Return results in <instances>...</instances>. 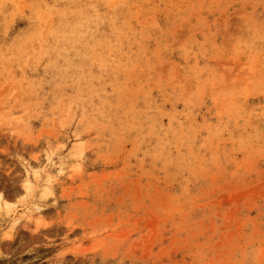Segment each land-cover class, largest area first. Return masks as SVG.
<instances>
[{
    "label": "rangeland",
    "instance_id": "rangeland-1",
    "mask_svg": "<svg viewBox=\"0 0 264 264\" xmlns=\"http://www.w3.org/2000/svg\"><path fill=\"white\" fill-rule=\"evenodd\" d=\"M0 198V264H264V0H0Z\"/></svg>",
    "mask_w": 264,
    "mask_h": 264
},
{
    "label": "bare ground",
    "instance_id": "bare-ground-1",
    "mask_svg": "<svg viewBox=\"0 0 264 264\" xmlns=\"http://www.w3.org/2000/svg\"><path fill=\"white\" fill-rule=\"evenodd\" d=\"M46 161L48 162L47 163V166L49 167H51V166H53L54 165V161H53V158L51 157V156H47V158H46ZM64 165L62 164L61 165V168L57 171L58 172V176L59 175H62V174H64L65 173V167H63ZM35 171V170H34ZM57 175V174H56ZM28 178V177H27ZM30 178V177H29ZM29 178H28V180H29ZM33 178L34 179H37V180H39L40 178H42V175L40 174V173H38V172H35L34 173V176H33ZM56 178V177H55ZM55 178L53 177V176H51V175H48L47 176V179H45L46 180V182L47 183H49V184H52V181L53 180H55ZM30 181V180H29ZM30 182H32V179H31V181ZM29 183V182H28ZM38 183V182H37ZM29 187V186H28ZM30 188V187H29ZM1 199V198H0Z\"/></svg>",
    "mask_w": 264,
    "mask_h": 264
}]
</instances>
